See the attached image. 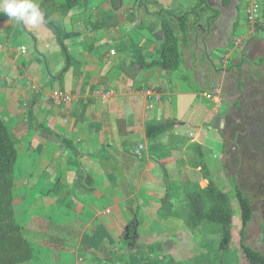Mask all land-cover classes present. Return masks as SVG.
<instances>
[{"label": "crops", "instance_id": "1", "mask_svg": "<svg viewBox=\"0 0 264 264\" xmlns=\"http://www.w3.org/2000/svg\"><path fill=\"white\" fill-rule=\"evenodd\" d=\"M42 1L34 0L39 9ZM200 1L81 0L54 16L73 35L67 54L44 20L37 26L0 20V118L18 150L14 208L30 214L21 226L38 255L21 264H144L156 258L158 250L150 255L134 248L156 245L140 240V224L152 229L168 211L164 201L174 174L198 181L205 173L199 169H212L216 127L222 126L219 97L207 95L219 91L207 73L221 64L222 52L210 46L219 29L201 45L206 58L195 50L192 68L185 59L196 26L191 23L186 41L179 38L180 70L149 66L161 58L159 13L177 18ZM242 24L235 21L234 30ZM55 91L73 102L55 105ZM150 123L171 128L150 140ZM135 221V240L127 246Z\"/></svg>", "mask_w": 264, "mask_h": 264}, {"label": "rangeland", "instance_id": "2", "mask_svg": "<svg viewBox=\"0 0 264 264\" xmlns=\"http://www.w3.org/2000/svg\"><path fill=\"white\" fill-rule=\"evenodd\" d=\"M219 1L207 0L212 10H203L202 18L199 17V21L194 18L191 22L196 26L195 31L189 33V49L185 52L187 65L192 68L198 61L192 58L195 50L198 58L205 57L201 45L206 46L205 38L211 42L212 35L219 29L217 40L213 42L216 44L207 45L222 52L218 69L211 67L207 71L219 90L207 95L219 97L216 100L221 101L220 108L224 109L222 126L216 127L219 135L217 151L210 165L212 169L207 164L199 169L205 173L198 181L189 179L190 176L182 179L173 175L168 187L170 210L159 214V218L151 223L152 229L146 222L140 224V240L158 247L156 258H148L144 264H249L240 248L242 221L233 183L250 199L253 210V219L246 229L244 241L264 254V0H233L227 8L217 4ZM227 9H230L229 12ZM218 11L221 12L219 18L216 15ZM197 21L198 24H195ZM235 21L238 25L244 23L242 30L239 27L234 30ZM171 22L182 41L175 15H172ZM200 66L201 63H198L194 68ZM14 140L17 143V139ZM202 158L201 155L197 157L198 162ZM210 182L228 195L232 208V241L227 251L222 249L221 228L208 222L200 227L188 225V217L203 204L190 194L197 191L198 186L207 188ZM14 189L13 183L10 189L12 212L8 205L1 203L0 206L3 214L13 216L21 225L29 220L30 214L14 208L18 198ZM33 220L31 217L30 221ZM33 253L36 260L35 248ZM139 256L148 257L144 253Z\"/></svg>", "mask_w": 264, "mask_h": 264}, {"label": "trees", "instance_id": "3", "mask_svg": "<svg viewBox=\"0 0 264 264\" xmlns=\"http://www.w3.org/2000/svg\"><path fill=\"white\" fill-rule=\"evenodd\" d=\"M81 0H43L40 5V11L43 12V20L50 27L57 37V41L62 46L65 54H67V41L73 37L71 33H67L61 23L54 20V16L62 12L65 13L75 9ZM233 0H222V6L227 8L232 4ZM202 8L210 9L207 0H201L199 5L191 12L178 16L177 22L179 32L186 41V37L190 28L191 16L199 15ZM219 12H216L218 15ZM161 31L163 33V42L161 46V58L159 61L152 62L149 66H161L166 70L178 72L182 66V53L180 50V40L178 32L172 27L171 15L167 12H160ZM9 19L5 14L0 15V20ZM197 24V23H195ZM171 128V125L150 123L147 126V136L150 140H157L161 135ZM18 159V150L15 142L12 140L9 129L5 122L0 118V204L8 205L11 209L10 189L15 178V164ZM205 168V167H204ZM234 181V180H233ZM236 196L240 205L241 221H242V240L241 252L248 260L249 264H264V254L256 251L248 246L244 241L246 229L253 219V210L251 201L246 195L240 191L235 183ZM197 197V200L203 202L202 207L198 208L191 217H188V225L192 227H200L206 222L222 229V249L227 251L232 241V208L227 194L218 189V187L210 182L207 188L198 186V190L190 194ZM170 200L164 201V210H170ZM0 206V264H21L32 260L33 246L24 238V229L19 223L8 215L3 214ZM136 221L127 229L126 245L128 246L135 240ZM135 249H143L150 255L157 253V245L136 246Z\"/></svg>", "mask_w": 264, "mask_h": 264}, {"label": "clouds", "instance_id": "4", "mask_svg": "<svg viewBox=\"0 0 264 264\" xmlns=\"http://www.w3.org/2000/svg\"><path fill=\"white\" fill-rule=\"evenodd\" d=\"M0 12L16 22L37 26L43 22V12L34 0H0Z\"/></svg>", "mask_w": 264, "mask_h": 264}, {"label": "built area", "instance_id": "5", "mask_svg": "<svg viewBox=\"0 0 264 264\" xmlns=\"http://www.w3.org/2000/svg\"><path fill=\"white\" fill-rule=\"evenodd\" d=\"M52 100L55 105L63 108L65 105L72 103L74 98L71 95H64L59 91H55L52 94ZM217 104L219 105L220 108L221 101H218Z\"/></svg>", "mask_w": 264, "mask_h": 264}]
</instances>
